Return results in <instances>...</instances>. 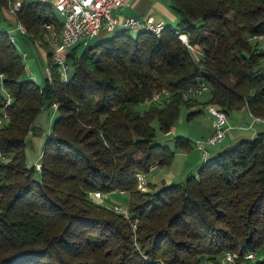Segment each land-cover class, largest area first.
<instances>
[{
    "label": "trees",
    "instance_id": "16d2710c",
    "mask_svg": "<svg viewBox=\"0 0 264 264\" xmlns=\"http://www.w3.org/2000/svg\"><path fill=\"white\" fill-rule=\"evenodd\" d=\"M170 4L180 23L159 36L124 29L81 54L69 50L68 82L51 51L44 85L27 77L23 55L0 32V264H204L229 251L242 264L264 249V132L211 155L183 183L138 188L137 174L192 148L181 137L175 148L157 142L153 126L169 133L182 107L200 104L185 99L190 88L207 84L203 105L228 116L244 108L264 116V0ZM16 17L35 41L46 24L62 29L46 2L22 4ZM163 91L170 96L137 108ZM54 104L38 170L27 161V142ZM96 191L128 193L130 217L92 200Z\"/></svg>",
    "mask_w": 264,
    "mask_h": 264
},
{
    "label": "built area",
    "instance_id": "2783aa9c",
    "mask_svg": "<svg viewBox=\"0 0 264 264\" xmlns=\"http://www.w3.org/2000/svg\"><path fill=\"white\" fill-rule=\"evenodd\" d=\"M127 0H56L54 8L57 16L62 22L61 31H57L51 24H46V33L43 35V40L39 42H45L51 51L52 65L57 66L60 73V77L65 82L70 79V65L67 62V52L76 45L88 46L92 41L97 38L102 30H106L109 33H115L120 28L136 30L138 32H149L156 36H159L167 27L163 21H156L152 16L135 17L130 16L124 20H120L114 16V10H122L126 6ZM21 0H7V7L13 13L21 8ZM17 30L29 35L27 29L20 22L17 24ZM182 41L189 47L197 58L200 51L195 49L189 44L186 35H181ZM258 39L264 45V36H259ZM11 40L15 39L11 35ZM52 66L49 65L48 73L51 75ZM210 89L207 84H202L199 87H192L188 92L184 93L185 99L197 98L199 96L209 94ZM6 104H10L11 98L7 94ZM170 96L168 91L157 92L151 98L145 100V104L150 105L154 102L161 101ZM57 109V104L53 105ZM209 112L213 117V133L206 140L205 143L200 141L196 142L197 148L202 151L203 158L210 157L211 153L207 146H217L222 144L228 132L233 128L228 120L227 113L216 105H211ZM6 117V115H5ZM4 117V118H5ZM252 122L245 124L247 129H252L256 125L264 126V116H258L251 114ZM3 119H0V125ZM38 170L41 169V164L38 163ZM144 189V180L141 178L140 184ZM92 200L103 204L105 207L121 213L126 218L130 217L129 211L122 209L118 205L108 207L105 204V200L109 198V193L96 191L90 194ZM136 228V225H134ZM241 260V256L238 252L229 251L226 252L222 258L218 261H207L206 264H236ZM257 262L256 254H248L243 258L242 264L245 262ZM158 264H164L162 262Z\"/></svg>",
    "mask_w": 264,
    "mask_h": 264
},
{
    "label": "rangeland",
    "instance_id": "374dc122",
    "mask_svg": "<svg viewBox=\"0 0 264 264\" xmlns=\"http://www.w3.org/2000/svg\"><path fill=\"white\" fill-rule=\"evenodd\" d=\"M178 19L174 21H168L171 26L177 27L178 24L180 23V17L177 15ZM131 34L135 37L138 33L136 30H130ZM117 32V31H116ZM115 32V33H116ZM46 33V31H45ZM115 33H109L106 30H102L100 33L101 35L97 38H95L92 41L93 43H96L98 41H102L104 39H107L114 35ZM16 34H19L16 32ZM44 35V34H43ZM14 39L16 40L17 36L14 34L13 35ZM33 40V39H32ZM255 40V39H254ZM29 41V40H28ZM30 44H27L26 48H22V44L18 41V46L20 48L19 51L22 53H26V61L28 63L27 69H26V76L29 77L31 76V73H34L35 77L44 85L45 80L47 77H49L48 73V65H49V57L48 53L50 52L49 47H46L45 44H39L37 41H29ZM75 47V46H74ZM78 54H81L85 47L83 45H76ZM72 49V48H71ZM209 94L199 96L197 97L198 104L197 106L187 108V107H182L180 110V115L175 123L174 127L169 133H164L159 125L158 121H155L153 123L154 128L156 129V141L163 144L167 145L171 148H175V142L176 138L178 137H186L191 140V144L200 141L202 143H205L206 140L210 137L209 136V129H210V124H211V117L212 115L209 112V108L211 105L204 106L203 103L208 99ZM138 109L145 110L148 108V105L143 103L139 106H137ZM54 106L52 107H45L38 117L36 121V125L39 127V130H36L35 133L31 134L28 138L27 142V149H26V156H27V161L30 164V166H37L38 163H40L42 154H43V148L45 141L47 139V136L49 135L51 131V126L54 121V119L58 116V112L54 110ZM199 110H203L202 113H199L196 115L195 118L189 119L188 115L192 112H197ZM230 123L233 125L232 129V134L237 137H245V138H240L242 140H245L246 137H250L254 133V128L252 129H247L244 128L246 127L245 124H249L252 122L250 112L248 108L242 109V110H234L230 112L229 114V119ZM247 121V123H246ZM5 123L3 120L1 125ZM230 130V131H231ZM241 141V140H240ZM234 145L233 141H231L230 138L227 139L226 145ZM227 145V146H228ZM218 146V145H217ZM194 147V145H192ZM209 151L212 146H207ZM215 147V146H214ZM197 148V145L196 147ZM218 149L220 146L217 147ZM199 150V148H197ZM215 151V150H214ZM214 151H210V153H214ZM202 154V151H201ZM211 156V155H210ZM209 158V157H208ZM208 158H203L202 156V161H206ZM156 166V165H154ZM154 166L151 168L149 173L147 174H137L136 177L138 179V188L139 190L143 192H154L155 188L152 184L149 183V179L152 180V171ZM37 168V167H36ZM38 169V168H37ZM141 178L144 180V189L141 188L140 181ZM115 193V192H113ZM117 197L118 199L113 202V198ZM129 200H130V195L128 193L120 194V193H109V198L105 200V204L108 207H113L114 205L120 206L124 210H128L129 206ZM98 203V202H96ZM100 204V203H98ZM103 205V204H102ZM257 261L264 259V249L256 254ZM257 262H245V264H256ZM206 264V262L204 263Z\"/></svg>",
    "mask_w": 264,
    "mask_h": 264
},
{
    "label": "crops",
    "instance_id": "0c3cea01",
    "mask_svg": "<svg viewBox=\"0 0 264 264\" xmlns=\"http://www.w3.org/2000/svg\"><path fill=\"white\" fill-rule=\"evenodd\" d=\"M37 1L46 2V3L51 4L52 6H54L56 2V0H21L22 4H30L32 2H37ZM113 13H114V16L118 17L120 20H124L125 18L130 17V16H135V17L152 16L156 21L158 22L163 21L164 23H166V25H170V23L168 22L169 20L174 21L178 19L176 13L171 8L170 0H127L126 6L124 7V9L114 10ZM18 23L19 22L17 20L16 13L11 12V10L7 6L2 5L1 0H0V32L6 31L10 35L15 34L17 36L16 40L14 41L15 45L18 46V41H19L22 44L21 45L22 48L23 47L26 48L27 44L28 43L30 44L29 41H33V40L31 39L29 35L22 34L17 30L16 27ZM122 30L124 29L120 28L118 32ZM16 32H18L19 34H16ZM37 43L45 44L44 42H39V41H37ZM20 47L18 46V48ZM46 47L48 46L46 45ZM21 54L23 55L25 59L26 53L21 52ZM25 65L27 69L28 63L26 59H25ZM29 78L34 80L39 85H42V83L35 77L34 73H31V76H29ZM202 112L203 110L201 111V113ZM250 116H251V112H250ZM195 117L196 115L192 116L189 119H193ZM210 119H211V124H210V129H209V136L213 133V117H211ZM228 119H229V116H228ZM229 123H230V120H229ZM231 126L233 125L231 124ZM232 131L233 130L229 131L225 141L222 144L218 145L220 146L219 149L217 148L218 146L211 148L210 150L211 152L215 150L214 153H211V155H214L220 152L221 150L232 146L228 144H227L228 146L226 145L228 138H230L234 144L242 140L240 138H245V137H240V136L239 137L234 136L232 134ZM261 132H264V126L256 125L254 127L253 135H251L250 137H246V139L252 140L257 136L258 133H261ZM181 138L190 140L189 138H186V137H181ZM192 145L196 147V142L191 144V146ZM194 147L188 150H177L175 157L173 158L172 162L169 165L154 166L153 171H152V175H153L152 180L149 179V183L154 186L155 190H158L163 186L183 183L185 182V180L188 178L189 175L197 174L199 167L205 161L201 160L202 159L201 151ZM115 193H112V194H115ZM117 193L124 194V192H117ZM117 199L118 198L114 196L112 200L114 203H116L115 200Z\"/></svg>",
    "mask_w": 264,
    "mask_h": 264
}]
</instances>
